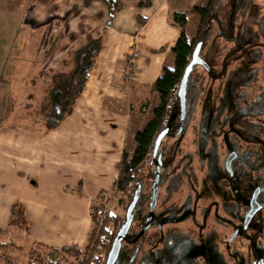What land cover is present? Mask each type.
<instances>
[{
	"label": "crops",
	"instance_id": "1",
	"mask_svg": "<svg viewBox=\"0 0 264 264\" xmlns=\"http://www.w3.org/2000/svg\"><path fill=\"white\" fill-rule=\"evenodd\" d=\"M29 1L24 7L20 0V18L38 16L43 27L31 30L41 45L53 32L51 47L36 55L42 77L66 68L87 40L101 35L102 41L72 110L53 128L38 121L0 129V229L29 245L82 246L91 203L118 175L132 112L137 131L145 123L138 105L146 104L147 94L149 105L157 103L150 86L163 65L173 64L170 48L179 27L171 13L199 0H114V6L106 0ZM129 52L134 71L125 83L121 69ZM13 205L22 207L25 226L8 224Z\"/></svg>",
	"mask_w": 264,
	"mask_h": 264
},
{
	"label": "flooded vegetation",
	"instance_id": "2",
	"mask_svg": "<svg viewBox=\"0 0 264 264\" xmlns=\"http://www.w3.org/2000/svg\"><path fill=\"white\" fill-rule=\"evenodd\" d=\"M257 30V66L248 75L255 80L245 75L234 82L232 71H220L215 80L224 81L207 92L208 117L194 125L193 151L163 154L164 135L146 158L133 181L128 236L112 264H212L216 258L218 264H264V30ZM157 196L161 214H155Z\"/></svg>",
	"mask_w": 264,
	"mask_h": 264
},
{
	"label": "rangeland",
	"instance_id": "3",
	"mask_svg": "<svg viewBox=\"0 0 264 264\" xmlns=\"http://www.w3.org/2000/svg\"><path fill=\"white\" fill-rule=\"evenodd\" d=\"M28 1L24 0V7L28 5ZM33 4L38 6L36 2H33ZM20 15V0H0V129L8 126L33 125L38 122L36 120L39 117L36 111L45 99L44 88L49 77L48 75L44 78L42 77L43 74H38L37 70L40 66L38 63H40L39 58L41 57H36V55L38 52H47L51 47L53 44L51 34L53 32L47 35L50 40L44 42L45 45H41L34 32L35 30H31V27L34 26L40 29L43 27V23L38 20V16L29 18L26 15L28 19L25 17L22 20ZM218 16L220 23L215 24L201 40L199 50V56L207 63L209 71L204 70L200 65H196L195 76L196 78L199 77L198 80L202 88L199 90V94L195 96L196 99L194 97V100L191 101V109L187 111L188 121L182 136L163 137L161 141V152L163 154L193 151L197 143V132L193 129L194 125H198L199 120H206L208 117L207 110L210 99L207 92L210 87L219 84L221 80L224 81V77L221 80H215L220 71H223V73L232 71L233 74L230 77L235 82V79L240 80L245 75L248 76L250 74L249 69L252 66H257V63L254 62L257 57L255 48L259 45L257 29L264 30V0H252L246 12L237 10L236 0H222ZM195 27L196 18L193 19L190 16V20L184 28L188 37L194 34ZM18 45L20 46L18 47ZM246 51L251 53L243 58ZM243 59L247 60L244 61ZM165 65L167 67L173 66L170 62ZM252 80L255 79L248 76L247 81L251 82ZM221 85L223 86V83ZM231 88L234 89V86H231ZM150 97L147 94L146 104L138 105L139 108L143 109L141 117L145 122L149 120L152 114V106L149 105V102L153 101H150ZM205 101L207 102L206 105H204ZM133 106V109H137L136 104ZM203 106L205 111H201ZM137 115V112L134 111L131 114L126 143L127 158L131 155L134 147L132 134L136 132ZM166 157L170 158V155ZM169 158L164 157V165L167 164ZM101 191L92 203H98L102 206V210L107 211L113 219L121 217L124 209L123 203L120 201L123 200L124 196L114 188H109L100 195ZM160 201L161 198L157 196L155 214H161ZM169 203L166 205L167 209L172 211L171 209H174V207L170 208ZM11 236L7 231L0 233V244H4V246H0V264H29L36 254L45 251L37 243L29 245L27 242H21ZM18 243H20V246ZM216 255V253H210L209 258H215ZM179 256L181 262L182 260L183 262L187 261L184 257L182 259L181 253ZM187 258L189 259V257ZM75 262V258L68 255L64 264H74ZM212 264H218V259L212 261Z\"/></svg>",
	"mask_w": 264,
	"mask_h": 264
},
{
	"label": "trees",
	"instance_id": "4",
	"mask_svg": "<svg viewBox=\"0 0 264 264\" xmlns=\"http://www.w3.org/2000/svg\"><path fill=\"white\" fill-rule=\"evenodd\" d=\"M32 1L37 4H45L49 0ZM106 1L111 6L115 5L114 0ZM221 2L222 0H199L198 3L184 11H172L171 13L172 21L179 27L177 40L170 48L174 56L173 66L163 65L160 74L151 84L150 90L157 94L158 101L152 106V114L149 120L135 132L131 155L127 158L126 151L123 152L118 175L111 185V188L124 196L123 200L120 201L123 203V215L113 219L107 211L102 210V206L98 203H91V227L82 246L57 248L37 243L45 251L36 254L29 264H64L68 255L75 258L74 264H106V258L114 237L126 220L127 209L133 192V181L137 179L146 158L150 155L156 135L165 127H168L165 136L169 137H180L185 130L188 121L187 111L191 109V101L194 100L198 90L195 76L196 64L191 67L185 79V115L183 119L180 118L178 87L181 84L182 73L190 60L195 44L201 41L215 24L220 23L218 11ZM251 2L252 0H236V8L241 12H246ZM190 16L193 19L196 18V27L194 34L188 37L184 28L190 20ZM218 33L220 34V32ZM101 41V35L87 40L76 48L64 63L66 68L49 75L44 88L45 99L36 111L39 117L36 121L41 122L45 129L53 128L64 115L72 110L101 47ZM207 68L209 69L208 66ZM180 124H182V128L179 130ZM103 193L105 190H102L100 195ZM8 224L25 226L26 221L20 205L11 207ZM1 232L3 229H0ZM127 236L128 231L124 239ZM0 246H4V244L1 243Z\"/></svg>",
	"mask_w": 264,
	"mask_h": 264
},
{
	"label": "water",
	"instance_id": "5",
	"mask_svg": "<svg viewBox=\"0 0 264 264\" xmlns=\"http://www.w3.org/2000/svg\"><path fill=\"white\" fill-rule=\"evenodd\" d=\"M200 47H201V41H198L192 50L190 60L188 61V63L186 64V66L184 68V71L182 73V78H181V84L178 87V96L180 98V118L181 119H183V117L185 115V100H184L185 79H186V77H187V75H188V73H189V71L193 65H195L197 63L205 64L204 61L202 60V58L199 56ZM181 128H182V124L179 125V130ZM167 130H168V127H165L156 135L154 143H153L152 155L155 154L157 147L159 145V142L162 139V137L167 133ZM160 168H161V163L158 160L157 164H156V169H155V172L153 175L154 180L157 179V173L159 172ZM155 195H156V187H153L150 209H152V207L154 205ZM129 210H130V205L128 206V209H127L126 220L124 221L123 225L121 226V228L118 230V232L116 233V235L114 237L111 249H110V251L107 255V258H106V264H112L114 262L115 257H116L117 252H118L120 241L126 235V232H127L128 226H129V222H130Z\"/></svg>",
	"mask_w": 264,
	"mask_h": 264
},
{
	"label": "built area",
	"instance_id": "6",
	"mask_svg": "<svg viewBox=\"0 0 264 264\" xmlns=\"http://www.w3.org/2000/svg\"><path fill=\"white\" fill-rule=\"evenodd\" d=\"M134 71V60L131 52L125 55L124 63L121 69V79L123 82L127 83L131 79Z\"/></svg>",
	"mask_w": 264,
	"mask_h": 264
}]
</instances>
